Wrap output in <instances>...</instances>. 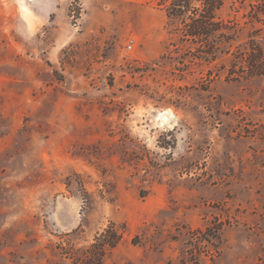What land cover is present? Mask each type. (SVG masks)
<instances>
[{
	"label": "rangeland",
	"instance_id": "1",
	"mask_svg": "<svg viewBox=\"0 0 264 264\" xmlns=\"http://www.w3.org/2000/svg\"><path fill=\"white\" fill-rule=\"evenodd\" d=\"M170 1L0 0V264H264V0Z\"/></svg>",
	"mask_w": 264,
	"mask_h": 264
},
{
	"label": "trees",
	"instance_id": "2",
	"mask_svg": "<svg viewBox=\"0 0 264 264\" xmlns=\"http://www.w3.org/2000/svg\"><path fill=\"white\" fill-rule=\"evenodd\" d=\"M200 2L201 13L198 14L197 18L192 21L193 25L188 26L189 36H202L206 35V31L208 30L209 25H211V19H213L216 15V12L220 9L223 4V0H171L169 6L167 7L168 13L175 17H186L190 12V7H193L192 4ZM257 10L254 11V17L256 20L260 17V15L264 14V2L259 3L255 6ZM221 34V33H220ZM260 52L252 47V49L246 51L244 53V65L242 68L247 70V73L256 74V75H264V60L260 59ZM113 242V241H112ZM108 243V245H113L114 243Z\"/></svg>",
	"mask_w": 264,
	"mask_h": 264
},
{
	"label": "bare ground",
	"instance_id": "3",
	"mask_svg": "<svg viewBox=\"0 0 264 264\" xmlns=\"http://www.w3.org/2000/svg\"><path fill=\"white\" fill-rule=\"evenodd\" d=\"M21 8L23 10V14L26 16V15H29L30 13V9L28 8L27 5L25 4H21ZM157 118L160 120V122L164 123L165 125H173L174 123V116L171 114V112L169 110H166V111H160L157 113Z\"/></svg>",
	"mask_w": 264,
	"mask_h": 264
},
{
	"label": "built area",
	"instance_id": "4",
	"mask_svg": "<svg viewBox=\"0 0 264 264\" xmlns=\"http://www.w3.org/2000/svg\"><path fill=\"white\" fill-rule=\"evenodd\" d=\"M131 41H132V39L129 40V42H128L127 46H126V49H128V50L131 48V44H130Z\"/></svg>",
	"mask_w": 264,
	"mask_h": 264
}]
</instances>
